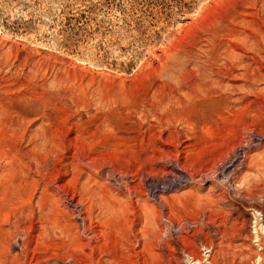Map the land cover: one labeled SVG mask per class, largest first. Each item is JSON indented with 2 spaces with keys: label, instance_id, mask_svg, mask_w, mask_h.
I'll use <instances>...</instances> for the list:
<instances>
[{
  "label": "rangeland",
  "instance_id": "obj_1",
  "mask_svg": "<svg viewBox=\"0 0 264 264\" xmlns=\"http://www.w3.org/2000/svg\"><path fill=\"white\" fill-rule=\"evenodd\" d=\"M0 129V264H264V0H0Z\"/></svg>",
  "mask_w": 264,
  "mask_h": 264
},
{
  "label": "bare ground",
  "instance_id": "obj_2",
  "mask_svg": "<svg viewBox=\"0 0 264 264\" xmlns=\"http://www.w3.org/2000/svg\"><path fill=\"white\" fill-rule=\"evenodd\" d=\"M173 81L174 80H172V81H168L170 84H169V86L171 85V83H173ZM175 83H176V87H179L180 89L185 85L184 84V82H182V81H174ZM167 86V85H166ZM171 87H173V85L171 86ZM163 88V87H162ZM168 87H166V89H167ZM178 88V89H179ZM261 99V98H260ZM246 122V121H245ZM4 127V126H3ZM5 128V127H4ZM1 130V132H2V134L1 135H8L7 134V132L5 131L6 130V128H5V130L4 129H0ZM8 131V130H7ZM14 131V130H13ZM13 131H11L12 133H13ZM17 131V130H16ZM11 132H10V135H11ZM9 133V132H8ZM16 134H17V132H15ZM5 135V136H6ZM9 135V136H10ZM3 137L4 138V142H6V140L7 141H9L10 139H12V138H14V137H9V138H7V137ZM13 136H15L14 135V133H13ZM17 138H18V136H17ZM17 140V139H16ZM262 140H264V135H255L254 136V142L255 143H257V145H260L261 144V141ZM251 143V142H250ZM40 145V144H39ZM7 146H9V145H7ZM249 148V145H246V147H239L235 152H234V154L232 155V157H230L229 158V160L227 161V163H226V165L222 168V170H223V174L227 177V179H228V182H231L232 180H233V176H234V174L235 173H237L238 171H240L243 167H245V165H246V160L248 159V152H247V149ZM242 150V151H241ZM243 152V153H242ZM12 153V152H11ZM20 153V152H19ZM19 153H17V154H19ZM35 153H36V151H35ZM17 154H11V156L10 157H8V159H9V161H8V169H11V171L9 170V171H4V173H3V175L5 174L7 177L5 178V176H4V178L6 179V180H4V181H2V180H0L1 182V188H3L4 186L6 187V184L5 183H3V182H5L6 181V183H7V188L8 189H10L11 190V197L12 198H15V200H14V202L15 201H21L22 200V198L24 197L23 196V192H25L26 191V187L29 185L30 186V184H32V183H30L32 180L30 179V177H29V175L28 176H26V172L23 170V168L25 167V165H27L25 162H24V160H23V158H22V156L21 155H17ZM31 154V153H30ZM5 156V155H4ZM7 157V156H6ZM23 157H25L24 155H23ZM2 159H4V158H2ZM1 159V160H2ZM34 164V163H33ZM170 166V165H169ZM174 166H176L175 164H174ZM28 165H27V169H28ZM26 168V167H25ZM184 168V167H183ZM182 168V169H183ZM5 169V168H4ZM29 169H30V167H29ZM173 169L175 170H177L179 173H181V172H183L178 166L177 167H173ZM172 169V170H173ZM221 170V169H220ZM173 172V171H172ZM214 172V171H213ZM79 173V172H78ZM175 173V172H174ZM184 173V172H183ZM222 173V172H221ZM182 174V173H181ZM9 175H11L10 177H9ZM187 175V174H186ZM190 176V175H189ZM192 176V175H191ZM206 176V175H205ZM214 176V175H213ZM216 177V176H215ZM218 177V176H217ZM56 178V177H55ZM188 178V177H187ZM186 178V179H187ZM180 179V178H179ZM207 179V177H205L204 178V180H206ZM225 179V178H224ZM29 180H31V181H29ZM188 180V179H187ZM192 179L190 178V180L189 181H191ZM194 180H195V178H194ZM179 181V180H178ZM186 183V182H185ZM190 183V182H189ZM252 183V182H251ZM28 186V187H29ZM121 186V185H120ZM31 187V186H30ZM214 187V186H213ZM239 187V186H238ZM241 187V186H240ZM215 188V187H214ZM2 190V189H1ZM158 190V189H157ZM156 190V191H157ZM5 191V190H4ZM154 191V190H153ZM156 191H154V192H152V190H151V192L153 193V196H154V198L155 197H157V195L155 194V192ZM163 192H160V193H158V197L159 198H161V196H162V194H164V193H166V192H164V190H162ZM168 191V190H167ZM1 193V192H0ZM157 199V198H156ZM12 200V199H11ZM160 200V199H159ZM7 201V200H6ZM5 203V202H4ZM160 203H161V201H160ZM202 203V202H201ZM162 205L164 206V208L166 207V209H168V207H167V205L164 203H162ZM3 207V206H2ZM82 206L81 205H79V204H76L75 205V212L77 213V218L79 219V221H81V226L84 228V230L86 229V231H87V233H88V236H89V238H90V240H93V241H97L98 240V235L100 234H98V233H96V230L94 229V227H97V226H92L91 224L88 226V228H86L85 227V224H86V220H87V218L84 216V211H83V208H81ZM39 208V207H38ZM59 211V210H58ZM252 212H253V214H255L256 212H260L262 215H263V218H262V221L260 222V220L258 219V218H256V216H255V220H256V226H255V235H256V237H255V239H256V244L258 243V247H261L262 249L261 250H263L264 249V214H263V211L261 210H256V209H254V210H251ZM30 212V211H29ZM86 212V211H85ZM113 212V211H112ZM120 212V211H119ZM120 216V215H119ZM170 217L171 216H169V215H162V218H163V221H167V222H163L164 224V226H165V228L167 229V230H165L164 228V230L162 229V233H161V236H160V238L158 237V240H159V244H158V246H157V248L158 249H156V250H159V248L160 249H162V254L160 255L161 257V259H163V257H165L166 255H167V251H169L168 249H167V246H169L168 244H167V239H165V237L166 238H172L173 237V230H175V232H177V231H179L178 232V234H179V236L178 237H181V235H182V233L184 234L185 232L187 233V232H189V230H191L190 228L191 227H195L199 222H192V223H188L187 221H181L179 224L177 223V225L173 222L174 220H172V219H170ZM40 219V218H39ZM254 219V218H253ZM92 220V219H91ZM90 222V221H89ZM42 223V222H41ZM91 223V222H90ZM117 223V222H116ZM261 223L263 224V225H261ZM57 225V224H56ZM121 225V224H120ZM199 226V225H198ZM153 227V226H152ZM57 228V227H56ZM79 228V227H78ZM82 228V229H83ZM107 228V227H106ZM118 228V227H117ZM45 230V229H44ZM85 232V231H84ZM102 232V231H101ZM161 232V231H160ZM79 233V232H78ZM185 233V234H186ZM64 234H66V233H64ZM71 234V233H70ZM107 236V235H106ZM186 236V235H185ZM191 236V235H190ZM43 238V237H42ZM49 238V237H48ZM88 238V239H89ZM154 239V238H153ZM113 240V239H112ZM157 240V239H156ZM184 240V239H183ZM189 240V239H188ZM12 241V240H11ZM157 242V241H156ZM212 242V241H211ZM154 243V242H153ZM164 243V244H163ZM193 243V242H192ZM17 244V243H16ZM116 244H117V242H116ZM186 245V244H185ZM204 245V244H203ZM87 246V245H86ZM155 247V246H154ZM212 249H213V245L211 244L210 246H206V245H204L203 246V250H202V252H205L206 253V251H207V254H208V258L206 259V257L204 256V255H202L201 253H194V252H189V254L187 255L191 260H193L196 264H216L215 262L216 261H214V257L211 255L212 254ZM123 250V249H122ZM153 250V249H152ZM156 252V251H155ZM155 252H154V254H155ZM172 252H174V250H172ZM122 253V252H121ZM175 253V252H174ZM149 254V253H148ZM153 254V255H154ZM169 254H170V251H169ZM178 254V253H177ZM109 255V254H108ZM133 255V254H132ZM140 255V254H139ZM142 255V254H141ZM214 255V254H213ZM113 256V255H112ZM170 256V255H169ZM171 256H173V255H171ZM156 257H158V256H156ZM174 257V256H173ZM258 257H260V259H261V261H260V263L261 262H263V259H262V256H259L258 255ZM159 258V257H158ZM166 258V257H165ZM178 258V257H177ZM144 259V258H143ZM188 259V258H187ZM5 260H7V259H5ZM65 260V259H64ZM114 260V259H113ZM118 260V259H117ZM176 260V259H175ZM119 261V260H118ZM164 261V260H163ZM114 262V261H113ZM182 262V261H181ZM185 262V261H184ZM98 263H100V262H98ZM97 263V264H98ZM115 263H116V261H115ZM5 264V263H4ZM134 264H141L140 262H135ZM143 264H145L144 262H143ZM148 264V263H147Z\"/></svg>",
  "mask_w": 264,
  "mask_h": 264
}]
</instances>
